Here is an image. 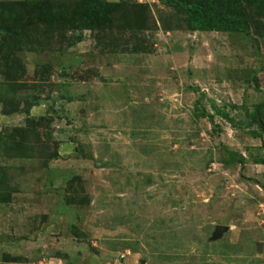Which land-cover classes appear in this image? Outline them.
Masks as SVG:
<instances>
[{
    "label": "rangeland",
    "instance_id": "1",
    "mask_svg": "<svg viewBox=\"0 0 264 264\" xmlns=\"http://www.w3.org/2000/svg\"><path fill=\"white\" fill-rule=\"evenodd\" d=\"M83 2L0 0V264H264V0Z\"/></svg>",
    "mask_w": 264,
    "mask_h": 264
},
{
    "label": "trees",
    "instance_id": "2",
    "mask_svg": "<svg viewBox=\"0 0 264 264\" xmlns=\"http://www.w3.org/2000/svg\"><path fill=\"white\" fill-rule=\"evenodd\" d=\"M178 7L184 8L188 14L191 30L199 31H216V32H249L248 19L243 11L239 0H166ZM83 7L78 13L77 25L75 29L78 31L76 41H82L84 31L92 29L96 23L104 22L107 19L110 3L106 0H84ZM216 114L222 116L231 122V117L224 110L216 106L212 102ZM261 105L257 106L253 114L254 121L264 130L263 122L257 117V112ZM257 135V133L251 132ZM258 136V135H257ZM232 155H238L232 152ZM233 157V156H232ZM235 157L230 162H235ZM240 162L244 158L240 156ZM259 162V161H258ZM264 163V161H260Z\"/></svg>",
    "mask_w": 264,
    "mask_h": 264
},
{
    "label": "water",
    "instance_id": "3",
    "mask_svg": "<svg viewBox=\"0 0 264 264\" xmlns=\"http://www.w3.org/2000/svg\"><path fill=\"white\" fill-rule=\"evenodd\" d=\"M227 229H228V226L224 224L217 225L215 232H214V238L220 237L223 234V232H225Z\"/></svg>",
    "mask_w": 264,
    "mask_h": 264
}]
</instances>
